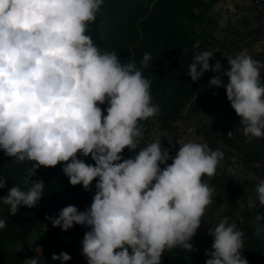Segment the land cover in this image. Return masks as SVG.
Here are the masks:
<instances>
[{"label": "clouds", "instance_id": "1", "mask_svg": "<svg viewBox=\"0 0 264 264\" xmlns=\"http://www.w3.org/2000/svg\"><path fill=\"white\" fill-rule=\"evenodd\" d=\"M103 4L0 0V151L12 164L30 163L23 186L8 187L0 202L11 216L22 207L35 208L46 185L33 177L41 167L62 164L72 186L91 191L96 181L95 194L86 210L68 205L46 220L64 231L75 225L89 229L81 241L87 264H162L166 251L193 248L189 242L214 203L216 188L210 181L224 153L194 141L179 143L174 156L160 139L141 147V122L161 112L143 72L152 55L145 52L138 67L135 60L122 62L115 51L101 50L87 33ZM199 46L200 41L193 45ZM212 59L214 52H198L187 75L196 82L206 72L217 73L209 85L226 89L242 134L249 142L264 138V62L246 52L228 57L224 84L223 66L220 61L211 65ZM125 149L135 155L125 158ZM6 187L7 179L0 177V189ZM256 191L264 205V180ZM255 200L249 198V208L256 207ZM6 227L7 220L0 218V230ZM208 234L213 242L206 264H249L235 217H222ZM71 259L66 251L52 255L61 264Z\"/></svg>", "mask_w": 264, "mask_h": 264}, {"label": "rangeland", "instance_id": "2", "mask_svg": "<svg viewBox=\"0 0 264 264\" xmlns=\"http://www.w3.org/2000/svg\"><path fill=\"white\" fill-rule=\"evenodd\" d=\"M132 6L136 9L131 16ZM90 31L91 36L96 35L93 40L101 50L115 51L122 62L135 60L139 67L145 52L152 55L150 66L143 72L152 81L153 100L161 112L141 122L145 128L141 147L160 139L174 156L179 143L194 141L208 143L213 150L218 148L224 153L222 166L210 181L216 188L214 203L189 242L193 248L166 251L162 264H206L210 258L206 252L213 242L208 228L224 216L235 217L244 234L256 237L261 250L258 263L264 264V205L256 191L264 180V154L258 155L264 153V138L249 142L242 134L240 117L231 107L226 89L209 85L217 73L206 72L196 82L187 75V65L195 54L205 50L214 52L211 65L221 62L224 84L229 81L224 75L230 70L228 57L246 52L264 62V0H104ZM197 41L200 46L194 48ZM261 76L264 80V70ZM229 131H233L232 137L227 136ZM123 155L130 158L135 153L125 149ZM86 163L95 162L86 158ZM28 167L29 162L12 164V158L0 151V177L7 179L0 197L12 185L23 186ZM62 167H41L33 177L43 179L46 185L35 208L25 206L11 216L8 206L0 202V218L7 220V227L0 230V264H25L26 259L37 256L40 264H61L52 260V255L62 251L72 257L67 264H87L81 254V241L89 229L75 225L64 231L53 227L46 217L57 216L68 205L86 210L95 194L96 181L91 191H85L82 185L72 186ZM250 197L256 199L255 208L248 207ZM257 215L262 219L258 220ZM247 254L245 245L242 255L249 262Z\"/></svg>", "mask_w": 264, "mask_h": 264}, {"label": "trees", "instance_id": "3", "mask_svg": "<svg viewBox=\"0 0 264 264\" xmlns=\"http://www.w3.org/2000/svg\"><path fill=\"white\" fill-rule=\"evenodd\" d=\"M130 4L133 5V3H130ZM129 9H130V14L132 16L133 15L132 13L134 12V10L136 8L132 6ZM103 26H105V25H103ZM112 28H114V27H112ZM87 34L91 35L92 32L89 31ZM95 37H96V35L94 34L92 36V38L95 40ZM261 154H264V153L260 152L258 155H261ZM245 234H246V236H244V241H245L246 247L248 248V254H247L248 256L247 257L249 259V263L250 264H260V263H258V261H261V260H259L261 257V254H260L261 250H260L258 243L256 241V237L252 234H249V233H245Z\"/></svg>", "mask_w": 264, "mask_h": 264}]
</instances>
